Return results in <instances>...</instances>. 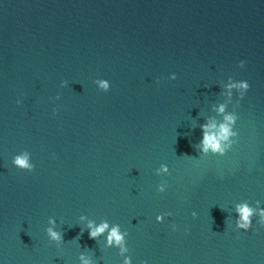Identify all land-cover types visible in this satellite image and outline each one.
<instances>
[{
	"label": "water",
	"instance_id": "water-1",
	"mask_svg": "<svg viewBox=\"0 0 264 264\" xmlns=\"http://www.w3.org/2000/svg\"><path fill=\"white\" fill-rule=\"evenodd\" d=\"M0 264H264V0H0Z\"/></svg>",
	"mask_w": 264,
	"mask_h": 264
},
{
	"label": "clouds",
	"instance_id": "clouds-1",
	"mask_svg": "<svg viewBox=\"0 0 264 264\" xmlns=\"http://www.w3.org/2000/svg\"><path fill=\"white\" fill-rule=\"evenodd\" d=\"M222 110V109H221ZM221 133H222V136H226L227 135V133H228V129H227V127H223L222 126V129H221ZM202 144L204 145V150L205 151H207V149L209 148V147H211L214 151H216V150H220L219 148H218V145H217V143H216V141L214 140V138L211 136V135H208L207 134V132L205 133V139L202 141ZM222 151V150H221ZM18 163L20 164V165H25V160H23V159H18ZM239 210V212H240V215H241V220L242 221H244V223H241L240 224V227H244V228H246L247 226H248V218H249V216H250V209L247 207V206H244V207H242V208H240V209H238ZM107 227V225H102V226H100L99 228H97L95 231H92V232H90V236L92 237V238H95L96 237V235L98 234V233H100V232H103L104 231V229ZM51 235H52V237L54 238V239H59V237H58V235L56 234V233H54V232H52L51 233ZM112 238H114L117 242H119L120 240H121V236L118 234V232H117V230L116 229H113L112 231H111V234H110V240L112 239Z\"/></svg>",
	"mask_w": 264,
	"mask_h": 264
}]
</instances>
